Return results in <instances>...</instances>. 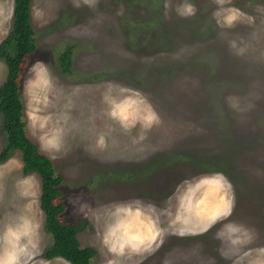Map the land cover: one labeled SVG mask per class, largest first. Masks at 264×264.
<instances>
[{
	"label": "rangeland",
	"instance_id": "obj_1",
	"mask_svg": "<svg viewBox=\"0 0 264 264\" xmlns=\"http://www.w3.org/2000/svg\"><path fill=\"white\" fill-rule=\"evenodd\" d=\"M3 2L12 20L0 42L14 21L15 1ZM185 2L194 15H178ZM30 8L36 48L19 78L25 130L61 175L62 219L80 225L91 262L264 264V0H31ZM42 67L47 84L37 83ZM7 72L0 56V85ZM128 97L147 106L126 128L111 112ZM149 107L155 119L145 126ZM7 143L0 112V153ZM215 173L232 185L231 215L206 230L199 218L184 225L177 217L190 188ZM41 187L19 149L0 162V236L27 219L38 226L28 264H71L45 255L53 236ZM120 206L151 217L159 233L151 247L110 250L105 236ZM228 224L243 226V243L220 235Z\"/></svg>",
	"mask_w": 264,
	"mask_h": 264
},
{
	"label": "clouds",
	"instance_id": "obj_2",
	"mask_svg": "<svg viewBox=\"0 0 264 264\" xmlns=\"http://www.w3.org/2000/svg\"><path fill=\"white\" fill-rule=\"evenodd\" d=\"M84 3L94 6L96 0H84ZM217 3H223V0H217ZM76 6L80 5L76 4ZM195 11V7L189 2L177 8L178 15L182 17L192 16ZM235 19V15H228L224 18V23L231 26ZM11 20L12 13L6 10L3 0H0V29H3L6 24L10 26ZM41 63L37 62V64ZM45 77L46 69L42 67L36 75L37 83L47 84L48 80ZM121 90L126 91L123 88ZM140 104L147 106V102L142 98L128 97L122 102L113 101L111 115L127 128L135 124ZM154 119L155 115L149 107L143 116L145 126L150 125ZM47 145L59 148L56 139L48 140ZM231 192L232 185L223 173L201 178L195 187L190 188L177 220L182 221L184 225H189L195 222V218H199L203 229L206 230L218 219L231 215L233 208ZM197 193H202V198L194 202L193 198L197 196ZM114 216L115 223L108 229L104 241L113 252H123L126 247H131L133 250H140L142 246L149 248L159 234L151 217L140 208L120 206L116 208ZM37 227L27 219L9 226L4 235L0 236V264H28L26 257L29 256V250L36 247ZM242 231L246 232L243 226L228 224L226 232L222 231L220 235H226L233 245H237L244 242L240 235ZM180 234L183 235L184 232L181 231Z\"/></svg>",
	"mask_w": 264,
	"mask_h": 264
},
{
	"label": "trees",
	"instance_id": "obj_3",
	"mask_svg": "<svg viewBox=\"0 0 264 264\" xmlns=\"http://www.w3.org/2000/svg\"><path fill=\"white\" fill-rule=\"evenodd\" d=\"M14 1L13 26L0 42V56L8 66L6 79L0 85V112L3 115V127L8 133V143L0 153V162L5 160L12 150L19 149L24 161V170H33L41 177L40 205L46 216V227L53 236V243L45 255L48 258L62 256L71 264H93V250L78 244L76 235L80 225L65 223L62 219L66 206L61 199L62 192L59 187L61 175L55 173L52 160L39 150L25 130L19 78L26 57L36 46L30 18L31 0ZM60 59L63 69L67 70L71 59L70 48L61 54Z\"/></svg>",
	"mask_w": 264,
	"mask_h": 264
}]
</instances>
